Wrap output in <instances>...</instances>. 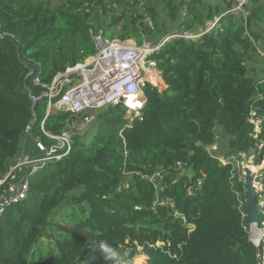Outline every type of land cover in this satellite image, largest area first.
<instances>
[{
	"label": "trees",
	"instance_id": "16d2710c",
	"mask_svg": "<svg viewBox=\"0 0 264 264\" xmlns=\"http://www.w3.org/2000/svg\"><path fill=\"white\" fill-rule=\"evenodd\" d=\"M86 1L0 0V180L20 157L29 126L45 142L43 122L53 135L67 129L70 114L46 118V99L34 104L29 95L43 92L34 84L39 64L42 83L50 84L96 53L90 29L102 25L79 11ZM152 2L155 30L130 17L115 33L122 20L115 18L106 35L142 44V28L158 43L179 27L185 2V30L222 17L208 35L172 39L151 56L166 89L146 87L143 120L122 129L125 110L109 108L91 142L78 137L68 157L34 177L29 199L0 220V264H114L101 243L124 261L141 253L147 264H264V236L258 247L251 241L236 166L244 155L255 166L264 160V0L248 1L246 21L223 16L215 0H167L166 14ZM158 171L159 189L149 180ZM255 177L264 205V172ZM259 216L264 232V208ZM44 239L55 240L56 250L39 254Z\"/></svg>",
	"mask_w": 264,
	"mask_h": 264
},
{
	"label": "built area",
	"instance_id": "2783aa9c",
	"mask_svg": "<svg viewBox=\"0 0 264 264\" xmlns=\"http://www.w3.org/2000/svg\"><path fill=\"white\" fill-rule=\"evenodd\" d=\"M38 1L50 2L58 6L66 0ZM156 1L159 11L166 14L167 0ZM248 1L223 0L228 6L223 16L235 15L246 21L249 15L246 9ZM152 6V0H114L113 2L104 0L103 4L100 0H87L79 11L92 13L91 25H102L99 30L90 29L96 53L74 66H69L50 84L42 83V66L39 64L34 84L42 87L43 92L39 97L31 93L29 95L31 101L36 104L39 100L46 99V118L60 113L70 114V118L67 120V129L60 135L46 131L44 122L42 123L41 131L48 142H45L41 136L35 135L32 126L27 128L20 157L7 175L0 180V220L9 208L29 199L34 177L49 163L60 162L68 157L74 149L77 138L85 134L101 113L111 107L125 110L124 128H132L136 119L143 120L147 103L145 89L148 85L158 88L152 82V74L162 79L157 63L151 56L160 52L165 43L172 39L192 41L208 35L219 26L222 17H214L203 28L185 30L186 23L191 20L185 2L178 9L179 27L162 36L158 43L147 41L142 28H140V34L144 38L142 44H138L136 39L123 40L116 35L113 38L106 35L107 28L113 24L115 18L122 19L115 26V30H112L115 33L121 32L126 18L130 17L138 20V26L143 24L147 29L155 30V23L149 12ZM213 149L217 148L213 147ZM220 161L226 164L223 159ZM162 176L163 174L158 171L151 175L149 180L156 184L160 182ZM254 185L261 188L256 181Z\"/></svg>",
	"mask_w": 264,
	"mask_h": 264
},
{
	"label": "rangeland",
	"instance_id": "374dc122",
	"mask_svg": "<svg viewBox=\"0 0 264 264\" xmlns=\"http://www.w3.org/2000/svg\"><path fill=\"white\" fill-rule=\"evenodd\" d=\"M215 3H218V4H220L221 6H222V11H223V13H224V11H226L227 9H228V6H226L225 4V2H223V0H215ZM176 24H174V25H172L170 28H169V30H168V32H173V31H175L176 30ZM111 30H115V27L113 28V29H111ZM161 81H162V84H160L159 86H158V89L160 90V91H163V90H165L166 89V86H165V84H164V81H163V79H161ZM126 125V123H123L122 124V126H121V128L123 129L124 128V126ZM96 124H92L91 126H90V128L85 132V134L83 135V136H81L80 138H82V140H84V142H86V143H89V142H91L93 139H94V137L98 134V131L96 130ZM216 147V146H215ZM217 148V147H216ZM215 149V148H214ZM214 149H212L213 151H214ZM236 166H237V169L241 172V174H242V177L244 178L245 176H244V160L242 161V162H239V161H237L236 162ZM249 166L250 167H252L251 168V170L254 172V175L256 176V175H259V174H262L264 171V160H263V162H262V165L261 166H255L254 165V160H253V158H250L249 159ZM257 168L258 170H254L253 168ZM187 173H189V171L187 170V169H183L182 171H181V174H187ZM163 178H164V176H162V178H160V182H157L155 185H156V188H160V186H161V181L163 180ZM260 188V187H259ZM260 190H261V188H260ZM259 190V191H260ZM59 233H56V235L59 237V235H58ZM251 234V233H250ZM54 242H55V240H51V239H44L42 242H41V250H40V252H39V254H47L48 252H50V251H52V250H56V247H55V245H54ZM139 251H141V249H139ZM123 261V264H147V257L145 256V255H143V254H138V255H136L135 256V258L134 259H132V260H127V261H124V260H122Z\"/></svg>",
	"mask_w": 264,
	"mask_h": 264
},
{
	"label": "water",
	"instance_id": "95a60500",
	"mask_svg": "<svg viewBox=\"0 0 264 264\" xmlns=\"http://www.w3.org/2000/svg\"><path fill=\"white\" fill-rule=\"evenodd\" d=\"M244 183L246 184L247 188V194H248V225H256L258 227V222H259V213L263 211L264 205L263 204H258L256 201V196L259 192V187L254 185L255 181V175L254 172L251 170L249 166V157L248 155H244ZM260 230V229H259ZM262 238L264 236V232L262 230ZM261 238V240H262ZM252 241V237H251ZM253 242V241H252ZM261 242V241H260ZM254 243V242H253ZM256 247L260 245L254 244Z\"/></svg>",
	"mask_w": 264,
	"mask_h": 264
},
{
	"label": "clouds",
	"instance_id": "9594fccd",
	"mask_svg": "<svg viewBox=\"0 0 264 264\" xmlns=\"http://www.w3.org/2000/svg\"><path fill=\"white\" fill-rule=\"evenodd\" d=\"M99 249L107 261L114 262V264H123L120 254L110 245L101 243Z\"/></svg>",
	"mask_w": 264,
	"mask_h": 264
},
{
	"label": "bare ground",
	"instance_id": "6f19581e",
	"mask_svg": "<svg viewBox=\"0 0 264 264\" xmlns=\"http://www.w3.org/2000/svg\"><path fill=\"white\" fill-rule=\"evenodd\" d=\"M156 74H152V82L156 85L159 86L160 84H162L161 79L157 78V76H155ZM252 168V167H250ZM254 170H258L257 168H253ZM250 232H251V237H252V241L254 242V244L259 245L261 238H262V234L261 231L259 230V228L256 225H251L250 226Z\"/></svg>",
	"mask_w": 264,
	"mask_h": 264
}]
</instances>
